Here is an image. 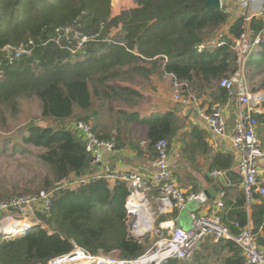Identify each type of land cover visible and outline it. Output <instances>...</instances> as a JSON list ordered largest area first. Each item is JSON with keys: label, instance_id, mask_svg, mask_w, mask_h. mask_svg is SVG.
Wrapping results in <instances>:
<instances>
[{"label": "trees", "instance_id": "16d2710c", "mask_svg": "<svg viewBox=\"0 0 264 264\" xmlns=\"http://www.w3.org/2000/svg\"><path fill=\"white\" fill-rule=\"evenodd\" d=\"M137 1L136 8L114 17L111 0H0V112L5 108L15 112L20 99L36 98L43 120L55 124L41 127L34 121L21 133L25 145L44 151L39 158L51 176L45 187L55 189V185L77 174L85 177L94 169L85 138L75 129L79 123H93L97 138L114 142L117 149L125 146L123 128L145 126L154 154L157 143H170L176 136L179 121L172 113L143 118L126 108L116 109L121 103L134 106L140 97L133 88L117 82L168 74L197 95L237 71L238 55L233 46L243 32V17L230 29L233 41L221 39L225 47L198 53L197 46L215 39L228 22L230 17L223 9L207 8L209 0ZM70 26L87 35L99 34L100 39L73 55L68 46L55 40L58 29ZM120 26L124 41L109 43L110 34ZM261 26L255 20L252 31L258 33ZM30 40L36 44L31 56L10 61L5 46ZM259 56L260 73L264 75V48ZM216 91L222 105L229 94L220 86ZM106 105L110 108L103 113ZM105 116L115 117L117 134L105 133L103 127L99 131L97 123ZM258 120L264 123V115H258ZM233 162L219 155L212 167L225 172ZM128 192L125 183L111 186L102 181L77 190L55 191L50 212L38 214L42 225L22 236H0V264H49L70 254L75 246L95 256L117 253L123 260L143 256L149 246L131 237L127 224L129 215L124 205ZM251 210L254 233L264 249V240L260 239L264 204L252 205ZM246 221L247 215L242 213L240 222H234L243 227ZM226 226L232 234H240L239 229ZM164 264L247 262L233 241L215 243L208 238L192 259Z\"/></svg>", "mask_w": 264, "mask_h": 264}, {"label": "built area", "instance_id": "2783aa9c", "mask_svg": "<svg viewBox=\"0 0 264 264\" xmlns=\"http://www.w3.org/2000/svg\"><path fill=\"white\" fill-rule=\"evenodd\" d=\"M256 1L238 0L243 12L244 26L243 32L236 38L233 46L234 53L238 55L237 71L219 83L220 87L227 90L230 98L235 97L237 100V121L231 140L237 152L240 153L237 163L243 179V190L248 209L254 204L257 195H261L264 198V182L260 181V171L258 169V163L264 156V148L258 132L260 124L258 115H264V90L252 89L249 85L248 74H246L250 58L264 46V5L260 10L255 11ZM255 20L262 24L258 33H254L251 27ZM56 33L58 38L55 40L58 44L63 43V45L68 46L67 49L73 55L81 53L86 45L97 42L100 39L99 34L87 35L82 31H77L73 26L61 27ZM104 41L108 40L104 39ZM225 46L226 42L224 40L211 39L208 42L199 44L196 52L204 53ZM34 48H36V44L30 40L23 42L19 46L6 45L4 50L9 60L13 62L21 60L25 56H31ZM174 88V96L177 102H187V104L194 106L198 105L197 95L192 93L186 84L176 83L174 79ZM224 109L223 105L218 104L211 108L210 113L206 111L200 112L202 120L212 133L217 136L226 135L227 122ZM75 129L85 138L86 151L92 156L94 169L87 173L85 177H77L74 180L65 181L57 185L51 192L27 196L26 198H15L7 203H0V236L6 237L3 234L9 233L13 237L22 236L35 228L36 226L32 222H27L26 218L30 216L28 208L31 210L36 209L38 214L49 213L53 194L57 190L62 188L76 190L99 181L106 182L111 186L120 182L125 183L129 191V196L124 205L129 219L141 216L144 212H148L153 217V227L147 228L141 224L135 228L143 233L156 229L157 238L154 244L146 250L143 256L137 259L125 260L114 259L110 256H95L75 246L74 251L70 254L56 258L50 261L49 264H56L76 254H82L86 262L91 264H164L168 260L184 261L192 259L208 238H212L215 243L222 239L231 240L240 249L241 255L247 264H264V249L259 247V238L251 226L240 227L238 223H235V227L240 230V234L233 235L231 230L223 224L219 214L193 213L191 214L190 228L181 229L177 227L175 218L166 219L161 217V214L153 211L152 202L158 200H165L177 212H182L189 202H195L201 206L209 201L205 193H186L179 188L171 172L170 143L167 140H161L155 145L156 157L151 162L152 175L146 177L114 169L109 164L104 163L103 155L105 153H114L116 144L110 141H100L93 132L92 123H79L75 126ZM224 174L225 172L220 171L214 172L213 175L220 177ZM132 201L139 202L142 206L144 205L143 209L134 208ZM223 205L222 202L218 204L219 209ZM15 218H20L26 221L27 224L21 228L11 230L9 233L3 232L5 224ZM130 235L142 242L139 238H142L143 235H135L133 232H130Z\"/></svg>", "mask_w": 264, "mask_h": 264}, {"label": "crops", "instance_id": "0c3cea01", "mask_svg": "<svg viewBox=\"0 0 264 264\" xmlns=\"http://www.w3.org/2000/svg\"><path fill=\"white\" fill-rule=\"evenodd\" d=\"M263 5L264 0H257L254 10H260ZM223 10L230 18L226 25L217 31L215 39L225 38L233 41L234 37L230 35V29L238 19L243 17V12L238 0H225L223 2ZM263 48L264 46L262 49ZM261 50L253 54L246 69V74H248V77L251 79L252 85L255 86L258 80L261 81L262 86L256 88L259 90H263L262 87L264 85V75L260 73L261 65L259 64L261 61L259 56ZM250 75H252V77ZM142 78L148 80L153 88L144 91L142 89L134 90L141 95H143V93L149 94V96L152 97V104L151 106L148 105L147 108H144L140 112L136 108H126V110L128 112H136L143 118L160 116L168 113L174 114L179 121V128L176 132V136L170 142L169 149L170 168L174 179L179 188L186 193L201 194L213 188L220 178L213 175L214 172H218L219 170L213 169L212 167L219 155L234 161L230 170L233 169L238 160L237 150L231 140L234 135L233 131L237 121L236 98H230L228 96L226 102H221L225 108L224 113L226 114L227 129L225 132L226 135L217 136L212 133L202 120L200 112L206 111L210 113L211 108L220 103L216 98V90L219 83L200 90L197 93L198 96H196L198 105L194 106L187 104V102L176 101L174 96V79L171 75L162 74L159 76H151L150 78ZM118 84L123 85L122 83ZM251 88L253 89V87ZM110 120H112L111 123H109ZM115 120L113 116H105V118H102L97 123L99 125V131H101V127H103L105 133L117 134V129L114 124ZM258 132L260 133L262 146L264 148V123L259 124ZM122 133L126 136V142H124L125 146L121 149L116 148L114 153H105L103 155L104 163L121 171H128L146 177L151 176V162L155 158V154L150 151L148 128L145 126L138 127L130 125L123 128ZM258 169L260 171V181L264 182V156L258 163ZM228 171H225V173ZM232 182L233 183L226 186L225 189H221L220 194L216 193V196L209 199L204 205L200 206L195 202H189L182 212H177L174 211L172 205L165 200H158L152 202V209L154 212L161 214L163 218H175L177 227L181 229L190 228L191 214L193 213L209 215L219 214L225 225L230 227L233 226L235 229V223L240 222V215L244 213L247 215V221L243 227L248 225L254 228L252 220L253 212L251 208H247L245 192L243 190V180L240 174L233 175ZM221 202L224 205L219 209L218 204ZM261 204H264V198L258 195L253 205L259 206ZM229 230L231 229L229 228ZM260 239L264 240L263 230H261Z\"/></svg>", "mask_w": 264, "mask_h": 264}, {"label": "rangeland", "instance_id": "374dc122", "mask_svg": "<svg viewBox=\"0 0 264 264\" xmlns=\"http://www.w3.org/2000/svg\"><path fill=\"white\" fill-rule=\"evenodd\" d=\"M111 1L114 17L118 16L119 13L123 11H128L138 6L137 0ZM124 36L125 34L122 26H120L110 34L108 39L111 40L109 43H120L122 40L124 41ZM250 76L252 77V75ZM117 83H122L136 90L142 89L143 91L153 88L151 83L141 76L130 80H121ZM249 83L250 87H253V89L262 86L260 80H258L254 86L251 84V79L249 78ZM139 95L140 97L136 98L134 101L136 103L134 106L121 103L122 105H117L116 109L136 108L140 112L144 108H147L148 105L151 106L152 97L149 96V94L143 93V95ZM109 108V105L104 106L103 110L105 112L103 113H106ZM34 121L41 127L55 126L52 121L43 120L41 117V103L36 98L20 99L18 108L15 112H11L6 108L0 112V203H7L9 200L15 198H26L27 196L51 192L54 188V186L51 188L45 187L46 180L51 176L47 165H44L39 158V155L44 151L23 143V134L21 133L28 124ZM111 122L112 120H110L109 123ZM77 177H72L66 181L74 180V178ZM55 186L57 187V185ZM28 214L30 216L26 218L27 222H32L36 227L43 224L36 209L31 210L28 208ZM141 222L142 216H138L129 219L127 224L130 227V232H133L135 235H143V237L139 239L142 240L143 244H147L150 247L157 238L156 229L151 231L147 230V233H143L141 230L140 232L135 227L141 225ZM98 256H110L114 259H120L117 253H110L108 255L101 254Z\"/></svg>", "mask_w": 264, "mask_h": 264}, {"label": "bare ground", "instance_id": "6f19581e", "mask_svg": "<svg viewBox=\"0 0 264 264\" xmlns=\"http://www.w3.org/2000/svg\"><path fill=\"white\" fill-rule=\"evenodd\" d=\"M132 206L136 209H143L144 205L142 206L141 203L139 202H135L132 201ZM146 211V210H144ZM142 216V226L147 227V228H151L152 223H153V217L148 213V212H144L141 214ZM27 224L26 221L20 219V218H15L11 221H9L8 223L5 224L4 228H3V232L9 233V231L11 230H15L16 228H21L23 226H25ZM85 257L82 254H76L73 256L68 257L65 260H61L59 262H57L56 264H91L89 262H86Z\"/></svg>", "mask_w": 264, "mask_h": 264}, {"label": "water", "instance_id": "95a60500", "mask_svg": "<svg viewBox=\"0 0 264 264\" xmlns=\"http://www.w3.org/2000/svg\"><path fill=\"white\" fill-rule=\"evenodd\" d=\"M225 0H209L208 3L206 4L207 8H214V9H218L221 10L223 7V2ZM237 152V151H236ZM238 153V159L240 157V153ZM236 174H240L239 168H238V163H236L233 167L232 170L228 171L227 173H225L224 175H221L219 178V181L217 182V184L215 186H213V188H210L206 191H204V193L206 194V196L208 197V199H211L212 197L216 196V193H221V189H225L226 186L230 185L232 182V176L236 175ZM78 177H80L78 174L76 175ZM241 176V175H240ZM242 178V176H241ZM243 180V179H242ZM6 237H13V235L9 234H3Z\"/></svg>", "mask_w": 264, "mask_h": 264}]
</instances>
